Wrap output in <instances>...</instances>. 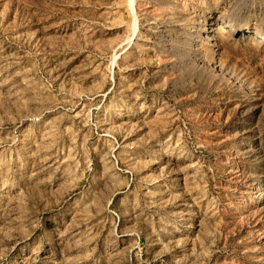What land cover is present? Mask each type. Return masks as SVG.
<instances>
[{"label": "rangeland", "instance_id": "1", "mask_svg": "<svg viewBox=\"0 0 264 264\" xmlns=\"http://www.w3.org/2000/svg\"><path fill=\"white\" fill-rule=\"evenodd\" d=\"M128 2L0 0V264H264V0Z\"/></svg>", "mask_w": 264, "mask_h": 264}, {"label": "bare ground", "instance_id": "2", "mask_svg": "<svg viewBox=\"0 0 264 264\" xmlns=\"http://www.w3.org/2000/svg\"><path fill=\"white\" fill-rule=\"evenodd\" d=\"M136 0H129V6H130V9H131V11H132V13H134L136 10H135V8H134V2H135ZM135 15V14H134ZM135 17V16H134ZM136 17H137V15H136ZM135 17V18H136ZM135 20V19H134ZM221 20V19H220ZM222 21V20H221ZM134 24V25H133ZM133 24H132V26H133V28H132V30L136 33V28H137V26H136V21L134 22L133 21ZM226 26H227V24H225ZM214 33H224V32H226L227 30L225 29V26L224 25H221V24H217V26L214 28ZM134 35V34H133ZM116 58V57H115ZM116 254H118V253H116Z\"/></svg>", "mask_w": 264, "mask_h": 264}]
</instances>
